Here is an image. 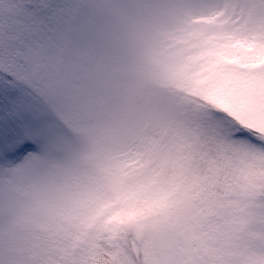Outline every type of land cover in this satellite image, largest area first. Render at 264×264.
Instances as JSON below:
<instances>
[{"label":"snow or ice","instance_id":"snow-or-ice-1","mask_svg":"<svg viewBox=\"0 0 264 264\" xmlns=\"http://www.w3.org/2000/svg\"><path fill=\"white\" fill-rule=\"evenodd\" d=\"M0 264H264V0H0Z\"/></svg>","mask_w":264,"mask_h":264}]
</instances>
